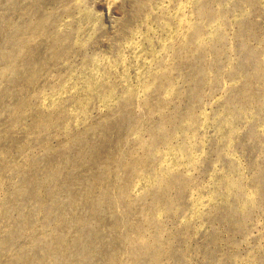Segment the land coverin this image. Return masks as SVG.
<instances>
[{"label": "rangeland", "instance_id": "374dc122", "mask_svg": "<svg viewBox=\"0 0 264 264\" xmlns=\"http://www.w3.org/2000/svg\"><path fill=\"white\" fill-rule=\"evenodd\" d=\"M0 264H264V0H0Z\"/></svg>", "mask_w": 264, "mask_h": 264}]
</instances>
